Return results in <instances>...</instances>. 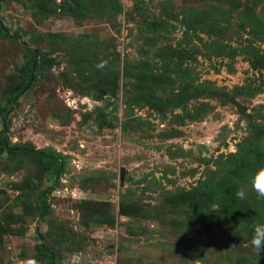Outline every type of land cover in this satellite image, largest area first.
<instances>
[{
	"label": "rangeland",
	"instance_id": "obj_1",
	"mask_svg": "<svg viewBox=\"0 0 264 264\" xmlns=\"http://www.w3.org/2000/svg\"><path fill=\"white\" fill-rule=\"evenodd\" d=\"M0 10L22 36L0 32V130L26 82V41L43 57L9 138L61 152L65 167L55 179L27 156L13 161L0 135V264L259 259L264 232L249 240L224 220H193L176 194L218 178L240 150L244 193L264 188V0H0Z\"/></svg>",
	"mask_w": 264,
	"mask_h": 264
},
{
	"label": "trees",
	"instance_id": "obj_2",
	"mask_svg": "<svg viewBox=\"0 0 264 264\" xmlns=\"http://www.w3.org/2000/svg\"><path fill=\"white\" fill-rule=\"evenodd\" d=\"M1 12V10H0ZM0 32L11 39H21L19 32H10L9 28L4 24L3 18L0 15ZM24 46L33 55L31 61L25 70L26 82L21 89L13 92L7 97L6 108L2 113L3 128L0 130L1 144L3 145L6 156L13 160L18 161L22 156H27L34 162H37L41 169L49 171V177L58 179L65 171L64 156L61 152L52 148H36L33 146H20L11 143L8 134V121L9 115L14 107L20 104V99L23 90L28 86L35 68L39 63V59L43 57L42 50L32 48L24 41ZM223 48L221 47L220 50ZM36 50L39 51L38 58H36ZM235 51L229 50L225 53H233ZM35 63V66L33 64ZM154 104L158 103V98H151ZM259 128H256L255 133L260 136ZM247 154L246 151H238L230 156V168L226 172H222L218 178L209 177L201 180L197 186L191 189L181 188L176 194L179 210L184 214L194 219H221L232 229L237 230L242 228L246 230L247 239L253 240L254 237L264 232V188L257 185L253 191V195H246L242 189L243 174L241 173V166L234 168V164L241 162L243 156ZM235 162V163H234ZM232 166V167H231ZM245 165H242L244 167ZM241 182V183H240ZM237 185L238 190H235ZM203 190L204 196L201 200L197 197L198 192ZM41 216H45L48 208L49 191L48 188L41 190L40 193ZM204 204V206L202 205ZM208 207V209L206 208ZM263 244L262 253L259 259H246L239 260L236 264H264V239L261 240ZM44 248V252L52 259L54 256ZM258 261V262H257ZM54 264V263H53Z\"/></svg>",
	"mask_w": 264,
	"mask_h": 264
},
{
	"label": "water",
	"instance_id": "obj_3",
	"mask_svg": "<svg viewBox=\"0 0 264 264\" xmlns=\"http://www.w3.org/2000/svg\"><path fill=\"white\" fill-rule=\"evenodd\" d=\"M38 54H39V51L38 50H36V58H38ZM33 66H35V63L33 64ZM33 78V77H32ZM31 78V79H32ZM29 84H30V82H29ZM29 84H28V86H29ZM28 86L23 90V91H25L27 88H28Z\"/></svg>",
	"mask_w": 264,
	"mask_h": 264
}]
</instances>
